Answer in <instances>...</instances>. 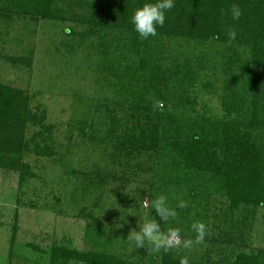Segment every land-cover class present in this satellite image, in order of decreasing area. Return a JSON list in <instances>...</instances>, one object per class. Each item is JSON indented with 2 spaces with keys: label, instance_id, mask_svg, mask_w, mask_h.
I'll list each match as a JSON object with an SVG mask.
<instances>
[{
  "label": "rangeland",
  "instance_id": "374dc122",
  "mask_svg": "<svg viewBox=\"0 0 264 264\" xmlns=\"http://www.w3.org/2000/svg\"><path fill=\"white\" fill-rule=\"evenodd\" d=\"M120 3L115 19L108 18L107 27H102L103 39L89 29L86 19L104 15L102 9L110 6L108 2H101L93 12L65 4L57 20L0 21V84L21 91L30 112L37 116L33 122L22 120L15 134L10 125L0 130V264H55L53 248L58 246L143 257L147 249L138 248L128 235L132 228L139 230L138 224L155 219L153 200L142 195L162 184L152 179L154 171L148 167L133 171L137 160L131 165L122 160L119 165L115 150L132 131L134 119L155 111L166 113L167 121L168 115L180 114L191 125L202 113L220 115L227 81L222 56L235 55L248 62L249 49L242 45L227 48L233 45L190 40L186 37L189 30L178 22L165 30L160 27L146 41L139 37L145 42L139 52L167 67L178 64L182 73L193 71L191 78L198 75L197 86H189L183 75L174 76L163 84L169 93L164 112L162 101L139 105L143 89L134 86L132 68L137 67L140 55L131 49L129 27L121 24L123 20L132 24L131 20L123 11L119 20L116 17L129 5L125 0ZM141 79L150 87L149 76ZM184 82L190 87V101L196 103L177 112L174 108L179 109L184 96H189L183 93L187 90ZM133 101L152 110L136 112ZM113 117L123 119L121 128L114 129ZM10 122L17 124L13 118ZM46 147L52 148L51 153L45 152ZM142 158L155 166L154 161ZM113 171L115 176L110 174ZM166 197L170 206L189 201L183 191ZM190 214L192 223L198 218L210 232L191 250L178 249L210 258L213 264H226L238 252L264 259V207L241 205L231 210L227 201L214 197L207 210ZM179 219L171 224L182 229L183 238L194 239L195 233L187 229L191 223ZM166 226L162 225L163 231L170 227Z\"/></svg>",
  "mask_w": 264,
  "mask_h": 264
},
{
  "label": "trees",
  "instance_id": "16d2710c",
  "mask_svg": "<svg viewBox=\"0 0 264 264\" xmlns=\"http://www.w3.org/2000/svg\"><path fill=\"white\" fill-rule=\"evenodd\" d=\"M120 1L122 0H0V21L13 18L36 22L57 20V13L64 12L61 7L64 8L65 4L68 7L91 8L93 12L98 4L108 2L110 6L102 9L104 15L86 19L91 26L89 29L95 32L98 39H103L102 27H107L108 18L115 19L116 10L120 12ZM125 1L129 5L116 16L118 20L122 11L123 16L131 20L136 7H142L149 0ZM174 3L176 5L166 13L164 30L178 22L186 26L185 30H189L186 37L190 40L203 43L226 41L229 44L226 31L229 27H235L236 39L230 44L233 46L228 45L227 48L241 45L248 48V62L246 59L242 62L235 55L222 56V60L226 59L224 70L227 81L223 87L225 95L222 97L220 115H199L200 113L195 112L199 117L192 125L189 124V119H182L180 114L178 116L182 122L178 116L171 114L167 121L166 113L155 111L152 114L149 112L151 108H141L139 105L162 101L164 112L169 105V93L164 88V81L183 75L182 79L185 81L187 77L189 86L191 84L195 88L198 75L197 78H191L193 71L185 69L182 73L178 64L167 67L143 56L139 50L145 42L140 41L134 25L123 20L121 24L125 28L129 27L128 30L133 34L131 49L138 51L137 55H140L137 67L132 68V82L137 90H143L140 99L137 98L139 105L136 101L132 102L136 106L133 110L150 114L136 119L133 117L130 128L132 131L122 138L121 146L115 150L118 164L123 160L126 165H131L137 160L132 165L133 171H142L146 167L154 171L152 179L158 178L162 185L150 187L149 192L143 193L142 199L149 197L154 200L161 193L169 197L177 191H183L188 196L189 206L186 209H178V203L173 204L172 207L178 211L174 221L184 218L192 225L194 218L190 211L207 210L214 197L227 201L231 210H237L241 205L264 207V0H176ZM233 4H238L243 10L239 20L232 19ZM106 9L108 14L105 13ZM157 30H161L159 26ZM234 68L240 69L241 75H236ZM146 76H149L150 87L142 84L141 77ZM183 86L187 87L183 93L189 95L190 87L186 82ZM204 87L210 89L209 85ZM25 103L21 91L0 84V130L8 129L10 125V130L15 134L21 122L29 119L33 122L37 119ZM195 103V100L190 101V95L184 96V104L180 106L182 108L174 110L181 112V109L188 105L194 106ZM11 118L17 124L12 125ZM111 123L114 129H119L123 119L113 117ZM158 124L161 125L155 126ZM136 131H139L138 134ZM113 140L111 138L109 141ZM51 150L52 148L46 147L45 152L51 153ZM141 152H145L144 156H141ZM141 157L154 161L155 166H148L150 162L144 163ZM110 174L115 176L114 171ZM153 215L156 217L155 210ZM171 222L166 225L175 227ZM182 224L179 223L180 227ZM187 229L191 227L187 225ZM184 256L188 257L189 264H213L210 258L206 259L202 255L198 257L195 253L188 255L183 249H173L167 253L161 251L159 254L146 252L143 257H125L106 251L80 252L64 246L53 248L55 264H71L72 261L83 264H180V259ZM231 260L225 263L264 264V259L258 254L249 255L245 252L234 254Z\"/></svg>",
  "mask_w": 264,
  "mask_h": 264
},
{
  "label": "clouds",
  "instance_id": "9594fccd",
  "mask_svg": "<svg viewBox=\"0 0 264 264\" xmlns=\"http://www.w3.org/2000/svg\"><path fill=\"white\" fill-rule=\"evenodd\" d=\"M174 6V0H157L155 3H145L132 16L131 22L135 31L142 39L156 36L157 26H164L166 13ZM231 14L233 20H239L243 15V10L238 4H233ZM226 35L229 44H231L237 36L235 27H229ZM148 206V202H145V207ZM188 206V202L181 200L177 208L186 209ZM151 208L155 210V219L138 224L139 230L132 228L128 235V239L134 241L138 248H146L150 254H159L161 251L167 253L181 247L191 250L195 245L202 244L210 232L208 226L202 221H196L191 225V230L195 233L194 239L183 238L182 229L179 227H168L167 231H163L162 225L169 224L178 216L177 208L170 206L168 198L163 194L151 202ZM180 264H189L188 257H182Z\"/></svg>",
  "mask_w": 264,
  "mask_h": 264
}]
</instances>
